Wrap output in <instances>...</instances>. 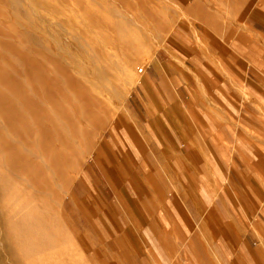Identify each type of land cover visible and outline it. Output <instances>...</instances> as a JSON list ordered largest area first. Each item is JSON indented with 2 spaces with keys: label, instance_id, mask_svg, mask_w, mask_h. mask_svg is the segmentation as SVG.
Instances as JSON below:
<instances>
[{
  "label": "rangeland",
  "instance_id": "rangeland-1",
  "mask_svg": "<svg viewBox=\"0 0 264 264\" xmlns=\"http://www.w3.org/2000/svg\"><path fill=\"white\" fill-rule=\"evenodd\" d=\"M252 7L264 0H0V264H142L89 214L90 171L121 148L175 29L263 48L242 24Z\"/></svg>",
  "mask_w": 264,
  "mask_h": 264
},
{
  "label": "crops",
  "instance_id": "crops-1",
  "mask_svg": "<svg viewBox=\"0 0 264 264\" xmlns=\"http://www.w3.org/2000/svg\"><path fill=\"white\" fill-rule=\"evenodd\" d=\"M242 24L264 41L261 8ZM224 35L175 29L135 88L124 149L90 171L89 214L139 263L264 264V46Z\"/></svg>",
  "mask_w": 264,
  "mask_h": 264
},
{
  "label": "bare ground",
  "instance_id": "bare-ground-1",
  "mask_svg": "<svg viewBox=\"0 0 264 264\" xmlns=\"http://www.w3.org/2000/svg\"><path fill=\"white\" fill-rule=\"evenodd\" d=\"M98 29V28H97ZM76 42V41H75ZM105 42V41H104ZM115 46V45H114ZM88 54V53H87ZM101 71V70H100ZM87 85H88V83H87ZM91 85V84H90ZM89 85V86H90ZM107 85V84H106ZM246 96V95H245ZM259 108V107H258ZM259 110H260V108H259ZM263 112V111H262ZM56 242V241H55ZM59 242V241H58ZM41 248V247H40ZM42 249V248H41ZM33 253V252H32Z\"/></svg>",
  "mask_w": 264,
  "mask_h": 264
},
{
  "label": "built area",
  "instance_id": "built-area-1",
  "mask_svg": "<svg viewBox=\"0 0 264 264\" xmlns=\"http://www.w3.org/2000/svg\"><path fill=\"white\" fill-rule=\"evenodd\" d=\"M142 71H143L142 69H138V73H142Z\"/></svg>",
  "mask_w": 264,
  "mask_h": 264
}]
</instances>
